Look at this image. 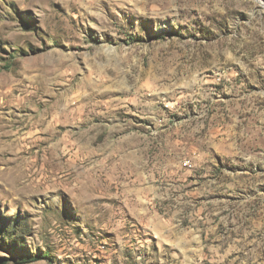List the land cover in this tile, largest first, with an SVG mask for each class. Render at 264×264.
Listing matches in <instances>:
<instances>
[{"label":"rangeland","instance_id":"374dc122","mask_svg":"<svg viewBox=\"0 0 264 264\" xmlns=\"http://www.w3.org/2000/svg\"><path fill=\"white\" fill-rule=\"evenodd\" d=\"M0 264H264L257 0H0Z\"/></svg>","mask_w":264,"mask_h":264},{"label":"bare ground","instance_id":"6f19581e","mask_svg":"<svg viewBox=\"0 0 264 264\" xmlns=\"http://www.w3.org/2000/svg\"><path fill=\"white\" fill-rule=\"evenodd\" d=\"M258 3L262 5V8L264 9V3L261 0H257Z\"/></svg>","mask_w":264,"mask_h":264},{"label":"trees","instance_id":"16d2710c","mask_svg":"<svg viewBox=\"0 0 264 264\" xmlns=\"http://www.w3.org/2000/svg\"><path fill=\"white\" fill-rule=\"evenodd\" d=\"M26 261L28 260V261H31V260H34V258H30V257H28V259H25Z\"/></svg>","mask_w":264,"mask_h":264}]
</instances>
